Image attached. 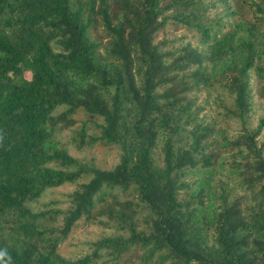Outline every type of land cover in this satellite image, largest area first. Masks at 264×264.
I'll return each instance as SVG.
<instances>
[{
	"label": "trees",
	"instance_id": "16d2710c",
	"mask_svg": "<svg viewBox=\"0 0 264 264\" xmlns=\"http://www.w3.org/2000/svg\"><path fill=\"white\" fill-rule=\"evenodd\" d=\"M170 22L194 41L157 42ZM253 75L264 101V0H0V264H121L136 249L147 252L142 264L156 252L174 264H264V116L250 130ZM201 91L240 122L237 138H215L223 132L202 115ZM80 109L103 122L99 136L82 125L73 142L119 146L111 169L58 147ZM224 151L245 153L231 163L236 186L207 180ZM193 171L207 186L189 192ZM75 183L67 210L31 207ZM209 194L211 219L197 222ZM82 219L124 233L65 258L60 246Z\"/></svg>",
	"mask_w": 264,
	"mask_h": 264
},
{
	"label": "rangeland",
	"instance_id": "374dc122",
	"mask_svg": "<svg viewBox=\"0 0 264 264\" xmlns=\"http://www.w3.org/2000/svg\"><path fill=\"white\" fill-rule=\"evenodd\" d=\"M247 11V9H245ZM245 11V12H246ZM92 35L97 37L101 41H105L102 32L99 30H93ZM186 37L189 40L194 41V35L192 32L188 31L186 28L176 24L174 22L168 23L167 27L162 30L158 35L156 41H161L164 39H179L181 37ZM252 88H253V107L250 112L248 127L250 130L255 129L264 116V101L260 99L257 94V82L255 76H252L251 79ZM207 92L201 91L198 92V97L200 104L205 108L202 115H205L206 121L214 122L217 124V130L223 133H217L215 138L219 140L222 139V136H228L231 140L237 138L242 133V126L239 121H225L222 116L219 115L221 112L220 109H216V106L213 104L206 105L205 100L207 99ZM216 92H212L211 96L213 100L216 99ZM65 107H61L57 110V113L64 110ZM74 118L77 120L75 126L71 129L60 130L56 134V141L58 147L65 148L70 155L78 159L82 164L87 166H94L101 169H111L119 160L120 148L117 145H110L103 143L101 141H89L88 144L77 147L73 142L76 138L77 131L80 130L82 125L85 127L87 133V138L90 139L94 136H99L98 125L101 124L102 118L92 116L87 113L84 109H80ZM259 145L264 144V129L260 136L257 138ZM245 153H237L233 151L232 153H222L220 158V164H223L222 167L216 168L213 174L209 173L207 180L210 182L215 178V180L222 179L226 182L229 181L232 186H236L237 182L240 181L237 178V172L231 167V163L240 162L242 156ZM154 160L157 166H162V155L160 149H156L154 152ZM90 176L84 177L80 183L87 182ZM187 179L192 183L191 190L194 191L199 186H207L204 183L205 174L203 172H190L187 176ZM209 184V185H210ZM78 184H65L61 187L48 190L45 194L37 201L31 205L34 211L38 212L43 210L45 205H49L48 209L59 211L67 210L70 206V195L75 191ZM187 191L183 194L189 193ZM213 211V200L210 198V194L206 198L205 207L200 208L199 216L197 222L201 221L202 216H205L208 220L211 219ZM60 224L59 222H50V225ZM141 228L146 229L145 224H141ZM124 232L121 231L116 224L110 223L107 225L105 222L93 221L82 219L76 223L73 227L72 232L68 238L61 244L59 252L60 254L68 259H77L80 257L89 254L92 251L91 245L105 237H113L121 235ZM204 236L209 245L213 244L211 239V233L209 231H204ZM147 254L145 249H136L129 252L121 264H142L143 257ZM108 257H103L99 263L106 260ZM149 264H174L169 259H165L163 254L156 252L153 258L149 261Z\"/></svg>",
	"mask_w": 264,
	"mask_h": 264
}]
</instances>
